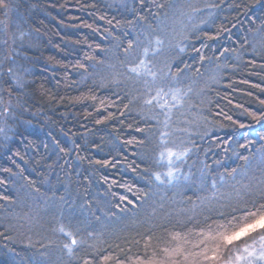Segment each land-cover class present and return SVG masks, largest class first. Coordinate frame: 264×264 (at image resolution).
<instances>
[{
  "label": "trees",
  "instance_id": "16d2710c",
  "mask_svg": "<svg viewBox=\"0 0 264 264\" xmlns=\"http://www.w3.org/2000/svg\"><path fill=\"white\" fill-rule=\"evenodd\" d=\"M8 2L7 16L0 9V264H105L103 256L107 264H189L212 222L205 217L215 218L201 200L213 195L212 179L244 165L239 156L262 163L264 49L254 38L264 31V0ZM169 4L187 13L189 38L184 52L168 55V94L157 97L156 87L133 90L125 50L172 14ZM169 88L182 95L173 120L190 122L181 124L192 132L189 155L174 166L191 189L157 186L152 175L169 168L166 157L157 163L163 126L146 116L175 104ZM71 214L91 221L95 247L69 258L63 244L79 236L53 229L74 231Z\"/></svg>",
  "mask_w": 264,
  "mask_h": 264
},
{
  "label": "snow or ice",
  "instance_id": "6c2138e0",
  "mask_svg": "<svg viewBox=\"0 0 264 264\" xmlns=\"http://www.w3.org/2000/svg\"><path fill=\"white\" fill-rule=\"evenodd\" d=\"M158 7L165 8L166 5L159 4ZM167 7L172 9V14L164 13L163 19L159 20L155 28L149 25L145 30L143 41L137 42L135 47L133 43H129L125 50L126 60L128 56L132 57V61H136L138 58L136 63L128 61L132 65L128 68V73L131 74L128 79L132 81L133 90L139 84H142L148 92L156 87L157 97L168 94L164 92L169 76V72L165 69L170 67L168 55L176 48L179 49V52H184L185 49L180 44L189 38L181 19L187 13L177 9L173 4H169ZM186 7L193 13L200 11L190 3ZM0 9L4 10L5 16L8 15V0H0ZM177 12H179V17L176 16ZM0 23L4 24V29H0V31L6 30L7 23L3 21ZM178 24L180 25L179 29L177 28ZM254 39V48L259 45L264 49V31L259 32ZM169 92L175 104L167 108L166 111L146 116L147 120H156L163 126L164 130L159 132L160 145L163 150L159 153L157 163H163L167 157L169 168L164 174L154 172L152 175L157 186L166 183L180 190L191 189L194 182L191 181L190 176L184 174L181 179L179 167L174 166L175 161H183L189 155L190 149L185 145L191 143L192 132L181 124L190 122L180 121L178 118L173 120L172 108L182 106V95L179 89L169 88ZM153 99L156 97L145 99L143 103L152 105ZM260 103L264 104V100ZM149 113H151V109H149ZM161 115L163 116L162 121L159 119ZM254 118L260 119L261 117L254 116ZM169 144L172 146L169 147ZM241 147H245V145H241ZM261 151L264 153V149ZM239 159L245 162L244 165H237L230 171L219 174L218 178H213L210 185L213 195L201 197L202 202L207 200L212 204L209 212L215 218L205 217L206 222L209 219L212 222L207 224L206 232L201 231L200 235L203 239L196 245L200 251L189 254L191 257L189 264H264V154L261 156L260 166L252 165L247 156H239ZM162 175L166 176L167 180L162 179ZM206 176V173H201L200 184L197 186L200 191L206 190ZM60 199L63 201L64 198ZM153 213H155V208H153ZM61 217H63V212H61ZM72 221H75L74 231H67L63 223L53 229V232H59L65 237L79 236L78 239L73 238L71 244H63L62 250L66 251L69 258L75 256L79 249H83L87 254L90 249L95 247L94 243H90L95 240V229L91 221L82 215L71 214L68 227H73ZM226 251H235L239 254L225 260L224 253ZM177 252L179 249L173 250L169 255H174ZM102 259L107 264L111 257L103 256ZM185 260L188 261L189 258L185 257ZM83 264H93V261L84 259ZM152 264H157V262L153 261ZM158 264H165V261H159Z\"/></svg>",
  "mask_w": 264,
  "mask_h": 264
},
{
  "label": "rangeland",
  "instance_id": "374dc122",
  "mask_svg": "<svg viewBox=\"0 0 264 264\" xmlns=\"http://www.w3.org/2000/svg\"><path fill=\"white\" fill-rule=\"evenodd\" d=\"M11 39V42L13 43V40H14V37H11L10 38ZM171 96V102L172 103H175V101L173 100V98H172V95H170ZM166 159H167V157H166ZM168 163V162H167ZM249 243H250V241H249ZM239 253H237V252H235L233 255H231L230 257H235V255H238ZM225 260H227L228 259V257H226V258H224Z\"/></svg>",
  "mask_w": 264,
  "mask_h": 264
}]
</instances>
